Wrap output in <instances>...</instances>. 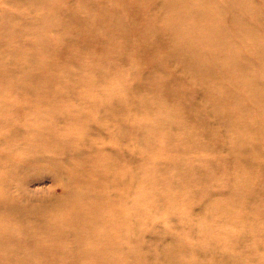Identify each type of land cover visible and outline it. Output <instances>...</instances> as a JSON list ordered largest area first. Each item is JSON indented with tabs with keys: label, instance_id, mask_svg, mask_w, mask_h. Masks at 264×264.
I'll return each mask as SVG.
<instances>
[{
	"label": "rangeland",
	"instance_id": "374dc122",
	"mask_svg": "<svg viewBox=\"0 0 264 264\" xmlns=\"http://www.w3.org/2000/svg\"><path fill=\"white\" fill-rule=\"evenodd\" d=\"M35 60L66 77L22 75ZM205 65L214 73L199 75ZM39 111L51 116L32 155L27 140L40 134L27 124ZM63 134L69 154L51 142ZM236 135L250 146L242 156ZM96 156L123 170L114 193L130 225L124 250L104 257L264 264V0H0V196L43 211L27 225L72 222L103 192L89 187ZM48 242L26 248L29 264H66Z\"/></svg>",
	"mask_w": 264,
	"mask_h": 264
},
{
	"label": "bare ground",
	"instance_id": "6f19581e",
	"mask_svg": "<svg viewBox=\"0 0 264 264\" xmlns=\"http://www.w3.org/2000/svg\"><path fill=\"white\" fill-rule=\"evenodd\" d=\"M153 31L155 32L156 29L154 28ZM32 63L35 64L32 67L30 66L25 67L20 65L23 69V70H19L22 75L25 76L27 75L29 77L34 75V77H37L40 73H42L43 75L45 73H48L50 75L48 76L49 78L47 82L49 83L52 81L49 79L55 78L56 80L54 81L59 83V85L60 82L62 81V79L60 78L61 75L63 76V78L66 77L65 69L64 70L59 69L58 72L60 71L63 72H61L60 75H55L48 69L50 67L49 64L47 63L39 64L37 60H35ZM210 71H212V74L214 73L213 69H210V67H207L205 65L203 68V73L199 75H209ZM227 93H228L227 90L223 89L222 93L216 92V95L222 97L224 95H227ZM39 112L42 113L41 115H39V118H41L44 115V112L43 111H39ZM50 113L51 112L47 111L45 113V115H48L46 118L33 119V122L27 124V126L29 127L28 133L31 134L32 132L34 133L36 131V133L40 134L38 137H30L27 140L28 143L25 149L29 151L32 150V155L35 152L39 153V149H41V147H39V145L37 144L45 138V134H46L45 132H43L44 129L43 131L40 130L41 132L38 131L37 124L45 123L46 121H48L51 116L49 115ZM67 119L69 120V122L79 121L78 118L74 119L69 114H67ZM240 124H244V123L242 122ZM125 131L126 130L124 127L123 132L125 133ZM50 137H51V142L54 141L57 143H65L67 149L66 152L67 154H69L72 147L71 144L73 142L72 134H69V136L66 135V137L64 134L58 138L55 136L53 137L50 136ZM233 139L234 142L232 144L231 152L236 153V155L240 153V156H242V154L245 153L247 149L250 148V146L240 135H236ZM75 148L76 147H74L73 149ZM42 149L47 150L48 154L54 153L55 151L53 146L50 149L47 148H42ZM81 152L77 151V155L82 156L86 154L82 150ZM59 153H60V149H59ZM42 159H44L43 162H45V164L48 165L49 167H52L56 170L61 168L59 167L60 164L58 163L59 159L57 157L48 156V158L43 157ZM94 159L93 160L96 162L95 165L97 168V172L94 174L96 178L92 182H89L90 185L89 187L94 196L95 194L93 192H97V191L101 192V190H103V192L101 193V197L96 203L95 208H93L90 212L84 213L83 215L74 216L72 222H68L67 219L69 217L65 216L64 219L62 220L57 219L58 222L52 225L46 224V227H40L41 225L40 226L27 225L28 220L33 218L35 215L42 214L43 211L39 207L35 209L34 208L26 209L24 208L25 206L21 204L23 202L22 200L20 203L17 201V198H15V201H13V199L10 197H6L3 195L0 196V201H1L0 203L3 206L2 208V206L0 205V208H2L1 210L8 212V214L2 216L0 214V264H4L6 262L16 264L18 261L22 263L25 262L27 264H29V262L32 263L30 260L32 259L33 256H35L34 253L36 252L33 253L32 251L31 252L27 251L26 248H28L29 246V247L37 248L36 250L39 251L40 249L46 246L45 242H47L48 240L49 242L47 243V246L49 249H52L53 253L58 252L60 254L69 257V260L67 259L63 260L64 262H66V264H123L122 260L127 256H122L121 254L116 253L114 256L116 258H118L119 256L118 259L119 262L113 257L112 259L103 256V255H107L106 251L113 247H116L120 251H123L126 245V240L128 238L126 234L130 230L129 229L130 225H128L127 222V212L125 209L121 210L118 208L119 206L117 205L120 204V201L117 199L118 194L114 193V191L118 190V188L125 187L124 186L125 184L122 178L120 177V175L123 173V170L114 167L113 164H111L109 161L105 159L100 160V156H96ZM31 163L28 162L25 167L30 166ZM243 184L244 185L247 184L245 187H247V191L250 194L251 183L243 182ZM68 193L70 197L73 196V191L71 190V188L69 189ZM24 201H25V197H24ZM101 204L102 207H100ZM258 229L263 231L264 228L259 227ZM39 233L42 234L41 238L37 236ZM47 237H50L51 239ZM65 239H67L69 242L65 241ZM53 240H55V242ZM218 243H213V244H218ZM213 244L211 243L205 244L204 248L208 249ZM165 251H167V249ZM165 251L161 252V254L164 253ZM174 252H172L171 254H169L170 252L164 253V255L160 256V259L163 261L164 264L165 263L201 264L197 260H189V261L180 260L179 258H177ZM26 253L27 256H24ZM131 254L135 255L136 252H132ZM97 258L101 259L100 263L95 262V259ZM128 259L130 264H136L134 262H131L134 260L133 256L132 257L128 256ZM51 263L62 264L56 259H54Z\"/></svg>",
	"mask_w": 264,
	"mask_h": 264
}]
</instances>
